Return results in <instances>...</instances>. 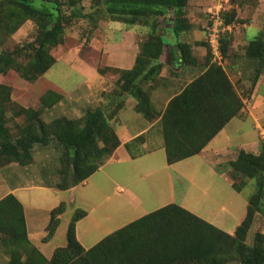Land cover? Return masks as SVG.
<instances>
[{"label": "trees", "instance_id": "16d2710c", "mask_svg": "<svg viewBox=\"0 0 264 264\" xmlns=\"http://www.w3.org/2000/svg\"><path fill=\"white\" fill-rule=\"evenodd\" d=\"M190 1L0 0L2 39L13 35L27 21L35 22L38 27L34 41L0 53V74L14 70L28 82L38 81L56 64L51 51L64 43L66 30L77 20H85L92 30L98 29L106 20L121 22L128 28L142 26L147 28V36L140 42L134 69L121 72L118 92L135 98L136 110L148 116L150 99L143 86L149 77L159 75L163 67L160 62L164 51V42L159 35L160 19L171 13L176 19L174 33L190 31L192 24L187 17ZM226 15L223 14L226 23L233 24L236 12H232L229 19ZM206 16L207 21L208 14ZM231 33L225 32L221 37L224 56ZM206 43L213 58L208 41ZM179 47L185 62L193 63L189 45L180 42ZM245 59L252 68L251 81L256 85L264 76V29L247 44ZM62 99V94L48 91L42 97V104L47 109ZM123 106L124 102L119 101L110 115L106 106H101L85 112L79 119L60 117L42 130L41 112L15 106L10 87L0 84V168L12 163H34L36 146L48 145L49 139H53L62 151L56 187L68 190L77 186L93 175L117 147L118 140L110 120ZM9 111L14 119L23 117L26 121L25 128L21 126L18 135L7 125ZM192 155L195 153L177 156L168 151V161L173 163ZM229 165L232 177L243 179V186L232 184L236 191L242 192L245 180L255 182L246 218L234 234L172 203L131 222L86 249L76 233V223L86 216V211L77 209L68 227L66 246L57 248L48 259L28 240L22 204L14 195H8L0 201L1 241L5 244L6 254L10 255L7 264H264V232L255 231L258 222L264 224V147L258 154L239 150ZM65 209L66 204L62 202L52 210L45 241L54 236L60 224L59 215Z\"/></svg>", "mask_w": 264, "mask_h": 264}, {"label": "crops", "instance_id": "0c3cea01", "mask_svg": "<svg viewBox=\"0 0 264 264\" xmlns=\"http://www.w3.org/2000/svg\"><path fill=\"white\" fill-rule=\"evenodd\" d=\"M210 3L211 0L190 1L187 17L192 24V29L188 32L179 34L173 32L176 19L171 13L166 18L160 19L159 35L164 42V51L160 56V62L163 67L159 75L149 77L143 86L150 99L148 116L136 110L137 101L128 93L123 96L118 91L113 96L109 94L114 91L112 86H116L118 83L121 72L133 70L135 67L140 52V42L148 33L147 28L141 26L132 28L126 26L124 30H121L123 32L122 44L108 43L103 46L107 60L106 65L112 73H102V75L97 71L90 72L89 68L85 69L84 72L100 78V86L92 88L82 85V87L76 88L77 90L71 93L73 94L72 97L71 94L67 97V94L63 93V99L54 105V109L59 110L62 108L64 110V116H68V113L73 112L74 115L77 114L74 118H79L83 116L89 107H98L99 105L100 107L106 106V108L109 105L110 115L115 110L118 104L117 101H125L123 108L117 111L110 121L118 145L106 162L88 179L68 190H60L56 187L59 181L58 176L52 185L43 184L41 180L37 179L30 180L29 178H32L33 173L30 168H27L30 165L12 163L0 168V201L8 195H14L22 204L28 240L46 258L50 259L54 251L59 248L52 249L50 255H48L46 253L47 244H67L68 227L76 209L82 208L86 211V216L76 223L79 242L82 245L97 244L105 238H101L103 236L101 235L100 239L96 234L102 225L101 223L94 225V228L91 226L87 230L84 229V231L80 229V225L84 224L89 218H95L93 214L100 205L94 204L95 201H90L87 192H82L79 189H86L89 182L93 178L96 179L98 173L102 172L101 184L104 185L118 183L120 181L118 170L125 168L139 170L138 172L142 174L141 178H145L147 174H150L151 178L155 176L153 177L154 180L159 174H164L162 176L167 177L171 187L170 196L165 198V204H178L172 187L171 170H175L179 177L187 176L186 172L178 166L179 163L192 161L191 159L196 158L198 162H189V165H208L216 173L214 167L220 163V154H224L226 160L230 161L233 158L231 156H234L241 149H246L248 144L253 146L254 149L256 148L254 142L246 140L247 126L242 119V116L246 114V100L244 97L245 89L240 88L239 84L241 83L240 79L246 76V68L241 71V64L238 60H235L237 59L235 56L233 58L224 56L225 62L217 64L209 54L203 22L204 19L206 20V11L208 10L205 9ZM196 5L204 7L195 8ZM196 11L201 12L202 17L197 16ZM237 38L236 36L232 48H236V42L240 39H245L246 45L249 43L247 35L240 39ZM180 42L188 44L191 48L194 56L193 63L185 62L179 47ZM105 76H110V78L114 76L116 80L108 83V78ZM49 83L45 87L47 92L49 90H60L58 86ZM107 96L110 97V100L106 99ZM70 101H74V103L70 104ZM76 110L79 112H76ZM70 116L72 117V115ZM168 151L177 154V156L185 153H195V155L170 163L168 161ZM253 153H256V151ZM158 160L161 162L160 165L156 164ZM110 165V171L105 170ZM59 167L60 165L56 167L55 175H57ZM141 167L143 169H139ZM222 175L225 178L226 174L223 173ZM24 177H26L28 183L23 182ZM137 177L136 174L135 177L125 180L129 186H133L139 184V180H141ZM193 178H195L194 175ZM228 180L230 182L228 185L233 188L232 181ZM93 183H95L94 191L90 193L98 196L103 202H109L110 195L102 193V189L97 185V180H94ZM120 189H123V191L121 192ZM32 191L38 193L39 197L36 199L29 198V195L31 196L29 192ZM117 192L119 194L125 193L126 188L117 186ZM97 193L98 195H96ZM51 195H54V201L56 202L52 203ZM40 199L51 201L46 206L40 203ZM143 199L144 197L139 191L131 190V198H129L131 202L137 205L143 204ZM62 202L66 204V210L59 215L60 224L54 236L45 241L44 238L47 235V228L51 220V212ZM237 202L239 205L237 210L236 206L229 210L226 205H221L222 211L232 214L235 218L231 231L223 229L224 227L217 221H206L225 232L227 231V233L236 231L237 227L246 218L248 207L245 198L243 200L238 199ZM114 217L107 215L104 221H111ZM220 223L224 224L226 222L221 220ZM1 236L0 234V244H3ZM57 238L62 241L57 242ZM63 246L66 245L60 247Z\"/></svg>", "mask_w": 264, "mask_h": 264}, {"label": "rangeland", "instance_id": "374dc122", "mask_svg": "<svg viewBox=\"0 0 264 264\" xmlns=\"http://www.w3.org/2000/svg\"><path fill=\"white\" fill-rule=\"evenodd\" d=\"M233 3L235 4V8L227 13L226 19H229L231 17V13L235 11L236 16L233 19V22L236 25L231 33V40L225 57L233 58V56H235V58H237L235 60H238L240 62L239 64H241V71L243 68H246V76H244L243 79H240L241 83L239 84L240 88L243 87L245 89L244 97L246 100V114L245 116H242V119L246 122L247 126L246 140H249L248 142H254L256 144V148L254 149L253 146L248 144L244 150L250 152L256 151L258 154L264 147V139L262 138L264 135V76L260 78L256 85H253L251 81L252 68L245 59V48L247 46L245 44L246 40H242L240 38L247 35V40L250 41L264 29V0H233ZM85 5L88 6L87 3H85ZM202 7L204 6H195V8ZM208 8L209 4L205 10ZM196 12L198 14L197 16L202 17L201 12ZM203 23L205 31L207 21L204 19ZM125 27L126 26L121 22L106 20L100 23V27L98 29L92 30L85 20H77L66 30L64 43L51 51L52 55L56 59V64L38 81L28 82L22 79L16 71L11 70L7 74H0V84L10 87L15 106L32 108L41 112L42 122H40V129L42 130H44L47 125H50L53 120L60 117L79 119L81 117L74 118L77 114L74 115L73 112L68 113V116H64V110L62 108L59 110L54 109V106L47 109L44 108L42 104V97L47 94V88L45 87H47V84L50 82L60 88V90L56 89L55 92L60 94L65 93L68 97V95L77 90L76 88L82 87V85L90 86L92 88L100 86L101 81L99 77H94L84 71L89 68L90 72L97 71L100 74H106L108 72L112 73L111 69L106 65L107 60L103 51V46L108 43L122 44L123 32L121 30H124ZM135 29H133V31H135ZM37 31L38 27L35 22L27 21L10 37L2 39V36L0 35V53L2 51H13L17 47L24 46L34 41L37 36ZM236 36L238 37L237 39H240V41L236 42V48H232L231 46ZM225 57L223 55V60L216 63L223 64L225 62ZM105 77L108 78V83H112L116 80L114 76L111 78L110 76ZM117 87L118 83L116 86H112L114 91L109 93L110 96H113L116 91L119 90ZM72 96L73 94H71V97ZM106 99L110 100V97L107 96ZM122 102L125 101L122 100ZM73 103L74 101H70V104ZM98 107H100V105ZM95 108L97 107H89L85 112ZM106 111L109 115V105ZM76 112L79 111L76 110ZM70 115H72V117ZM8 118V127L14 134L18 135L21 126L25 128L26 121L23 117L14 119L12 117V112L10 111L8 113ZM52 133L48 135L50 136ZM49 140L48 145L36 146L37 154L35 156V161L30 164V167H27L33 171L31 176L32 178H29L30 180H41L42 183H45L46 185H52L57 180V175H55L56 167L58 165L61 167L60 160L62 156L61 146L54 142L53 139ZM100 146H102V143H100ZM237 153L234 156H231V158L233 157L231 160L236 158ZM226 159L227 158L224 154H220V163L214 167L216 173H214V170L208 165H189V162H198V159L196 158L191 159L192 161H184L178 164V166L186 172V177H179L173 169L171 170V173L173 178L172 187L174 189L178 205L185 207L187 210L207 221H217L220 225H222V227H224L223 229L231 231V226L235 223V218H233L232 214L222 211L221 205H226L229 210L236 206L237 210L239 206L237 200H243L245 198L248 202L249 198L254 193L255 182L252 179L245 180L246 185L242 192L239 193L235 191L228 185L230 183L228 179L232 181V184L235 182L238 187L243 186L241 183V180L243 179L242 177H232V170L228 163L231 160L227 161ZM156 164L160 165V160H158ZM110 168L111 165L106 167L105 170H109ZM139 169L143 168L141 167ZM138 171L139 170L137 169H120L118 170L120 174V181L115 184L109 183L108 185L101 184L102 172H100L96 175V179L93 178L89 182L86 189H79L82 192H87V197L90 201H95L94 204L100 205L97 208L98 210L93 214L95 218L92 219L91 217L85 221L84 224L80 225L81 231H84V229L87 230L91 226L94 228V225L101 223L102 225L96 234L99 236L98 238L103 235L101 236V238H103L166 205L165 198L170 196L171 188L167 177H163L162 175L164 174H159L154 180L153 177L155 176L151 178V175L147 174L145 178H141L142 174ZM143 171L147 172L145 170ZM223 173L226 174L225 178L223 177L224 175H222ZM136 174L138 175L137 179L141 178V180H139V184L129 186L125 179L133 178ZM193 175L195 178H193ZM94 180L98 181L97 185L100 186L103 194L107 193L110 195L109 202H103V200L101 201L98 196L90 193L91 191H94ZM23 182L28 183L26 177L23 178ZM117 186H123L126 188V192L119 194L117 192ZM131 190H137L143 195V204L137 205L129 200V198H131ZM29 193L31 194V196L29 195V198L33 197V199H36L39 197V194L34 191ZM96 195H98V193ZM51 198L52 203L56 202L54 201V195H51ZM40 201L43 205L48 206V202L51 200L40 199ZM76 211L77 209L75 212ZM107 215L115 217L111 221L105 222L104 218H106ZM221 220L226 223L221 224ZM262 224L261 222L258 223L255 231L259 230L264 232V224ZM234 231L229 233H234ZM252 237L253 236H250V238ZM58 241L60 242L62 240L57 238V242ZM249 242H251V240H249ZM4 245L5 244H0V264H7L10 258V255L5 252ZM62 245L66 244H47L46 253L50 255L52 249ZM83 245L89 249L96 244Z\"/></svg>", "mask_w": 264, "mask_h": 264}, {"label": "built area", "instance_id": "2783aa9c", "mask_svg": "<svg viewBox=\"0 0 264 264\" xmlns=\"http://www.w3.org/2000/svg\"><path fill=\"white\" fill-rule=\"evenodd\" d=\"M235 8L232 0H211L207 14L208 22L206 23L207 41L210 45L213 59L216 62L223 60V53L221 50V37L225 32H233L235 23L227 24L223 14L230 12ZM264 139V135L262 136ZM122 192L123 189H120Z\"/></svg>", "mask_w": 264, "mask_h": 264}]
</instances>
